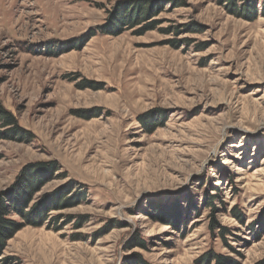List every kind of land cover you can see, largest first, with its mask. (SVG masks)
<instances>
[{
	"label": "rangeland",
	"instance_id": "374dc122",
	"mask_svg": "<svg viewBox=\"0 0 264 264\" xmlns=\"http://www.w3.org/2000/svg\"><path fill=\"white\" fill-rule=\"evenodd\" d=\"M135 1L0 0V106L26 132L0 125V198L26 168H58L8 215L22 228L0 264L264 263V0L253 20L222 0H138L160 10L97 31Z\"/></svg>",
	"mask_w": 264,
	"mask_h": 264
},
{
	"label": "trees",
	"instance_id": "16d2710c",
	"mask_svg": "<svg viewBox=\"0 0 264 264\" xmlns=\"http://www.w3.org/2000/svg\"><path fill=\"white\" fill-rule=\"evenodd\" d=\"M223 2L230 4L232 7V12L235 15H240L245 19L253 20L258 14L256 10V1L258 0H243L239 5L238 0H222ZM126 3V2H125ZM121 3L119 9L113 13L105 22L104 25L97 28V31L105 35H116L119 30L124 27H136L140 25L143 21L155 17L158 13L157 6L150 5L148 3H142L140 1H135V4L128 6V4ZM159 6V4H158ZM150 23V24H149ZM157 22L151 23L148 22L144 28L151 27ZM150 29V28H149ZM147 29V30H149ZM118 30V31H117ZM97 32L92 31L91 35H94ZM0 125L10 126L12 132H23L26 133L23 128H21L15 119L14 115L6 110L4 107L0 106ZM58 171L56 163H47L40 167H29L25 169V174L23 173V182L24 188L22 187L15 191L12 194H7L0 198V252L5 246V243L12 238V236L18 232L22 225H17L12 220L8 218V215L12 212H16L24 215V211L27 206V202L32 197V195L40 188H42L47 182H49L53 174ZM49 176V177H47ZM22 177V176H21ZM211 198H216V196H209ZM42 207L40 208L39 214L35 215V219L40 221L37 224L41 225L45 219L46 215L52 210L56 209L61 205V200L59 197L51 196L48 198ZM215 200L207 201L209 207H212L213 211L216 210ZM30 215V214H29ZM25 216V215H24ZM219 229V236L223 239H226L227 228L221 226L219 223L213 222L211 226V233L215 234V230ZM139 240V238H136ZM226 241V240H225ZM138 245L144 246L145 244L142 241L137 242ZM230 259L223 256V254H217L214 251H209L202 257V261L205 264H232ZM129 264H152L147 261L141 254H136L134 259L128 262ZM264 264V263H263Z\"/></svg>",
	"mask_w": 264,
	"mask_h": 264
}]
</instances>
